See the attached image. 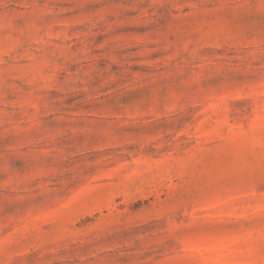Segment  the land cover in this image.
I'll use <instances>...</instances> for the list:
<instances>
[{
  "label": "rangeland",
  "instance_id": "obj_1",
  "mask_svg": "<svg viewBox=\"0 0 264 264\" xmlns=\"http://www.w3.org/2000/svg\"><path fill=\"white\" fill-rule=\"evenodd\" d=\"M0 264H264V0H0Z\"/></svg>",
  "mask_w": 264,
  "mask_h": 264
}]
</instances>
